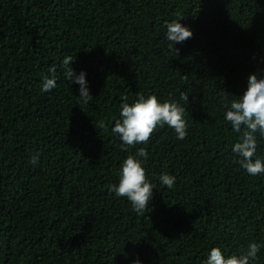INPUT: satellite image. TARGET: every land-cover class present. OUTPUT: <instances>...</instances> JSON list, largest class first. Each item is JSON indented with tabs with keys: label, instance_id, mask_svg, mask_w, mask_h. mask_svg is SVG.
I'll return each mask as SVG.
<instances>
[{
	"label": "trees",
	"instance_id": "1",
	"mask_svg": "<svg viewBox=\"0 0 264 264\" xmlns=\"http://www.w3.org/2000/svg\"><path fill=\"white\" fill-rule=\"evenodd\" d=\"M173 20L193 37L170 47ZM250 74L264 77V0H0V264H203L251 243L264 264V174L235 162L242 132L224 119ZM140 95L185 107L186 138L158 126L122 148L111 129ZM141 147L155 186L144 215L109 192Z\"/></svg>",
	"mask_w": 264,
	"mask_h": 264
},
{
	"label": "clouds",
	"instance_id": "2",
	"mask_svg": "<svg viewBox=\"0 0 264 264\" xmlns=\"http://www.w3.org/2000/svg\"><path fill=\"white\" fill-rule=\"evenodd\" d=\"M166 28V39L170 42V47L193 37V32L176 20L167 22ZM73 60L71 56L63 59L64 75L67 80L80 85L79 98L83 103H88L93 97L89 94L86 73L81 71L79 75L75 74L73 68L69 66ZM52 71L55 72V69ZM56 86L54 78L45 77L41 91L47 93ZM123 99L125 102L120 105V119L115 121V126L111 129L112 133L119 136L123 142L122 148H130L141 143L147 144L158 126L163 128L167 125L175 130L178 139L186 138L187 123L184 119L186 109L178 102L161 103L155 95L147 98L140 95L130 106L127 103V97ZM180 99L186 104L189 103L186 93L182 92ZM224 119L232 126L234 132H242L240 141L235 143L232 149L233 153L240 158L235 162L239 163L251 176L264 174V162L259 158L253 159L258 148L257 134L264 137V77L258 78L256 74L249 75L247 90L242 97H237L231 102L229 110L224 113ZM99 127L104 128L105 125L101 123ZM148 155L146 149L141 147L135 156H127L121 165L118 185L113 184L109 188V192L115 193L116 197H126L133 211L140 215L149 212L155 188L147 179L142 161L137 159L142 157L147 160ZM30 163L36 165L38 155L31 157ZM159 179L168 189H172L176 182V177L168 174H162ZM259 251L260 246L251 243L244 254L225 258L219 247H213L203 264H253ZM133 264H141V262L136 259Z\"/></svg>",
	"mask_w": 264,
	"mask_h": 264
}]
</instances>
